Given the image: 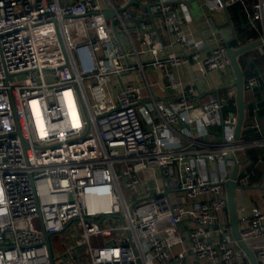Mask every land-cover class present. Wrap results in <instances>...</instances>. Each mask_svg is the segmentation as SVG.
Returning <instances> with one entry per match:
<instances>
[{"label": "built area", "instance_id": "1", "mask_svg": "<svg viewBox=\"0 0 264 264\" xmlns=\"http://www.w3.org/2000/svg\"><path fill=\"white\" fill-rule=\"evenodd\" d=\"M185 1L0 0V264H52L45 231L54 264H253L233 234L227 182L237 162L238 188L251 185L264 122L246 123L245 109L236 135L228 44L202 55ZM236 4L262 22L264 43V0L207 3ZM192 64L212 80L218 71L220 85L154 94L147 66ZM256 89L264 67L244 74V92ZM236 204L264 264V200Z\"/></svg>", "mask_w": 264, "mask_h": 264}, {"label": "crops", "instance_id": "2", "mask_svg": "<svg viewBox=\"0 0 264 264\" xmlns=\"http://www.w3.org/2000/svg\"><path fill=\"white\" fill-rule=\"evenodd\" d=\"M61 3L68 0H60ZM214 0H186L184 3L188 5V10L192 16V21L186 25L188 32L196 39H204V45L201 48V54L206 55L210 49L217 45L220 41L230 42L237 40V45L251 42L255 39L261 38L263 34V24L260 20L253 22L250 17L244 12L241 4L229 6L228 8L215 9L209 8L207 3H212ZM256 0H248V2H255ZM214 25L216 27H214ZM228 28V34L223 36L221 31ZM161 36L166 43L170 39V34L164 28L160 30ZM254 36H253V34ZM177 45H169V49L176 48ZM248 52L253 53L247 61L245 66L249 69L257 70L260 66L256 64L258 56L262 57L261 52H264V43L260 44ZM258 55V56H257ZM264 57V56H263ZM148 55H144L143 59H149ZM254 60V61H253ZM258 62V61H257ZM249 63V64H248ZM242 65V63H240ZM251 64V66H250ZM244 67V66H242ZM150 81L152 82V89L158 98H173L179 95L181 91L180 85H187L190 82H197L199 94L205 95L213 90L214 83L220 85V73L213 72V80L210 76H200L196 70V65L187 66H172L155 68L152 66L146 67ZM172 74V76L170 74ZM204 80V87L199 86V78ZM181 84H180V83ZM264 122V115L260 117ZM258 171H254L251 176V185L248 187H240L236 189V198L239 204H262L264 200V189L257 187L259 182Z\"/></svg>", "mask_w": 264, "mask_h": 264}, {"label": "water", "instance_id": "3", "mask_svg": "<svg viewBox=\"0 0 264 264\" xmlns=\"http://www.w3.org/2000/svg\"><path fill=\"white\" fill-rule=\"evenodd\" d=\"M132 3L138 2V0H130ZM102 13L110 18L114 16V11L112 9H105L102 11ZM253 34V33H252ZM254 36V34H253ZM237 40L240 38L237 37ZM263 43V39H255L251 42H247L244 44H241L240 46H232L230 42L228 41V53L231 58L235 73H236V79L234 81L236 85L237 90V102H238V122H237V128H236V135L239 136L240 130L244 121V115H245V109L247 106V102L244 99V74L247 72L248 66L242 67L239 61V55L242 53H245L255 47H258L260 44ZM254 61V60H253ZM249 64V63H248ZM219 90V89H218ZM238 168L239 165L236 162L234 166V170L231 176V179L227 182V200H228V207H229V213H230V219H231V225L233 229V234L235 238L237 239L238 244L244 249V251L247 252L249 255L251 261L253 264H257L256 256L253 252V250L250 248V246L247 244V242L241 237L239 232V216L241 214L240 210L237 208L236 204V196H235V190L240 185L236 181L237 175H238ZM257 187L264 189V184H262L261 181L257 184ZM50 232L45 231V235L47 238V242L49 243L50 247V257L51 262L54 264V256L51 250L50 245Z\"/></svg>", "mask_w": 264, "mask_h": 264}, {"label": "trees", "instance_id": "4", "mask_svg": "<svg viewBox=\"0 0 264 264\" xmlns=\"http://www.w3.org/2000/svg\"><path fill=\"white\" fill-rule=\"evenodd\" d=\"M237 43H238V40L234 39L231 41L232 45H237ZM251 55H253V53H250L248 51L239 55V61L240 63H242V66L245 67ZM256 64L260 67H264V57L258 56L256 60ZM249 68L250 67H248L247 69V73L256 71V70H252ZM244 99L248 103L246 106V118H245L246 123L252 122L254 118L261 117L264 115V89H256L254 92L245 91ZM256 106L260 108L257 112L255 111ZM227 109L228 110L237 109V104L234 98H231L228 101V106L226 107V110ZM249 152L254 161H257L259 158L264 159V150L262 148H254V149L249 150ZM256 171H258L257 174L259 177V181H261L264 184V163L260 164V167Z\"/></svg>", "mask_w": 264, "mask_h": 264}, {"label": "rangeland", "instance_id": "5", "mask_svg": "<svg viewBox=\"0 0 264 264\" xmlns=\"http://www.w3.org/2000/svg\"><path fill=\"white\" fill-rule=\"evenodd\" d=\"M214 27H216L215 25H214ZM228 28L226 27V28H224V30L223 31H221V34H223V36L225 37V35L226 34H228ZM134 36H136V33L135 32H133L132 33ZM132 58H134V56H132ZM234 79V74L232 73V74H230V75H226V81L228 82V83H230V82H232V80ZM199 86L201 87V88H203L204 87V80L202 79V77H200L199 78ZM118 172L119 173H121V171H120V168H119V170H118ZM121 182H122V186H123V192L126 194V195H128V189L126 188V186L124 185V180H123V178H121ZM65 234L64 233H53L52 235H51V239L53 240V241H63V240H65ZM59 248H56L55 247V251H57ZM56 254H57V252H56ZM57 264H59V260L57 261Z\"/></svg>", "mask_w": 264, "mask_h": 264}]
</instances>
